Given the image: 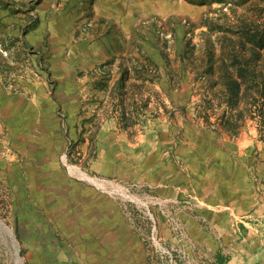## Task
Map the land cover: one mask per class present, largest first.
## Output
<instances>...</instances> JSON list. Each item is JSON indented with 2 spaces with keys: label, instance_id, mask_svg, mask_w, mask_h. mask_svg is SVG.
<instances>
[{
  "label": "rangeland",
  "instance_id": "obj_1",
  "mask_svg": "<svg viewBox=\"0 0 264 264\" xmlns=\"http://www.w3.org/2000/svg\"><path fill=\"white\" fill-rule=\"evenodd\" d=\"M234 206L264 209V0H0V220L23 264H192Z\"/></svg>",
  "mask_w": 264,
  "mask_h": 264
},
{
  "label": "crops",
  "instance_id": "obj_2",
  "mask_svg": "<svg viewBox=\"0 0 264 264\" xmlns=\"http://www.w3.org/2000/svg\"><path fill=\"white\" fill-rule=\"evenodd\" d=\"M227 217L229 221L218 228L220 237L217 240L196 242V246L193 247L199 248L197 251L198 256L193 258L188 255L187 262H192V264H264V252H262L264 248V209H243V211H239L234 206L228 209ZM254 221H257L256 225H254ZM250 225L256 229L253 230ZM240 228L242 231H240ZM223 233L226 234L224 240L221 239ZM252 233L257 237L254 242L251 240L255 237ZM235 234L239 236L238 240L233 242L231 237ZM192 245L194 244L187 246V249ZM251 248L260 251L254 256L251 253ZM47 257L48 252L41 251V258L39 259L43 260ZM27 258L29 260L36 259L31 250L27 252ZM132 260L135 264H150L143 258L137 257Z\"/></svg>",
  "mask_w": 264,
  "mask_h": 264
},
{
  "label": "bare ground",
  "instance_id": "obj_3",
  "mask_svg": "<svg viewBox=\"0 0 264 264\" xmlns=\"http://www.w3.org/2000/svg\"><path fill=\"white\" fill-rule=\"evenodd\" d=\"M64 162H66L64 160ZM69 171L73 174H76L78 177L88 181V182H95L96 184H99V182H102L101 180L95 179V178H91L88 175L84 174L83 172H81L78 168L73 167V166H68ZM104 183V182H103ZM105 184V183H104ZM124 193V192H122ZM5 231L7 233V231L3 228V226H1L0 224V232L1 231ZM19 259H17V256L15 255V261L17 262ZM21 262V260H19ZM19 264V263H18ZM20 264H23L22 262Z\"/></svg>",
  "mask_w": 264,
  "mask_h": 264
},
{
  "label": "water",
  "instance_id": "obj_4",
  "mask_svg": "<svg viewBox=\"0 0 264 264\" xmlns=\"http://www.w3.org/2000/svg\"><path fill=\"white\" fill-rule=\"evenodd\" d=\"M0 224L7 231V236L11 239L12 247H13V249L15 251V255L17 256V259L21 260V258L19 257V249L17 248L16 243L13 240V233L8 228V226H6L1 220H0ZM21 262H22V260H21Z\"/></svg>",
  "mask_w": 264,
  "mask_h": 264
}]
</instances>
